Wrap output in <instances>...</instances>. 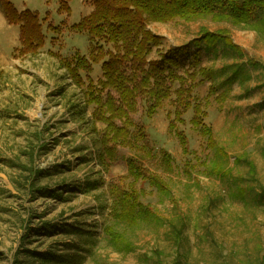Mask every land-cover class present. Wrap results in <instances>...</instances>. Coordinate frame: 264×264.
Wrapping results in <instances>:
<instances>
[{
	"label": "rangeland",
	"instance_id": "1",
	"mask_svg": "<svg viewBox=\"0 0 264 264\" xmlns=\"http://www.w3.org/2000/svg\"><path fill=\"white\" fill-rule=\"evenodd\" d=\"M9 1L19 11L46 18V44L34 56L14 57L18 28L6 23L0 8V264L15 259L41 264L32 252L61 257L46 264H264V196L259 197L264 195V29L211 17L147 25L163 39L149 58L187 50L179 55L181 67L175 72L180 75L192 69V42L206 31L226 32L235 48L200 53V67L214 76L194 91L207 99L206 122L224 156L215 157L216 150L205 147L189 124L191 112L177 127L192 152L182 154L168 131L170 101L149 119L141 103L133 116L144 126L141 144L151 152L141 159L143 168L166 182L161 192L127 177L125 160L137 157L134 149L119 148L115 161L100 164L96 155L104 125L92 120L84 88L73 84L59 63V57L88 55L86 36L69 27L91 12L90 2L72 0L67 14L58 10V0ZM49 22L61 28L59 35L46 29ZM225 69L240 70L233 84L227 81L232 72L219 74ZM101 76L94 66L92 81ZM211 86L216 91L210 95ZM176 87L173 83L171 90ZM161 152L172 160L169 172L159 164ZM188 158L194 167L184 173ZM215 170L229 171L230 190ZM236 187L250 193L241 199ZM41 189L60 195H43ZM121 190L139 194L153 218L141 217L134 226L117 221L111 214ZM179 220L184 227L176 246L170 223ZM51 228L55 231L47 233Z\"/></svg>",
	"mask_w": 264,
	"mask_h": 264
},
{
	"label": "trees",
	"instance_id": "2",
	"mask_svg": "<svg viewBox=\"0 0 264 264\" xmlns=\"http://www.w3.org/2000/svg\"><path fill=\"white\" fill-rule=\"evenodd\" d=\"M72 0H58L59 11L69 13V3ZM91 12L71 25L69 30L83 34L88 41V55L74 54L69 58L59 57L60 65L65 69L71 82L84 88V102L93 107L91 117L94 122L104 125L98 139L97 158L101 165L115 161L119 148H131L137 152L136 158L125 160L127 177L134 182H148L157 191L165 192L166 182L159 176L145 170L141 159L149 158L150 150L141 141L145 139V128L134 121L133 116L139 112V106L144 105V116L152 118L165 101H170L172 111L168 113V131L178 139L184 156L192 155L188 149L187 139L177 130L183 117L191 112L189 124L196 130L207 149L216 150L215 157L224 153L217 148L212 128L206 122L207 99L198 98L194 91L206 81L213 82L214 72L200 67V53H217L218 48L224 52L234 50L226 32L217 34L204 32L192 43L195 51L191 54V70L177 74L175 70L181 67L180 54L187 55V50L181 48L174 52L161 53L157 59L149 58L152 49L157 48L162 38L147 29L149 23L165 24L175 19L192 21L199 17H211L221 22L228 21L233 25H250L264 29V0H87ZM0 8L8 25L18 28L19 47L12 50L14 57L34 56L46 44L43 30L45 19H41L36 11L25 9L19 11L9 0H0ZM46 29L54 35L61 33L60 27L51 22ZM257 30V29H256ZM53 41V40H52ZM58 55V54H57ZM99 66L102 76L96 83L90 75L94 66ZM229 81H237L239 69L221 70L219 74L230 73ZM200 78L199 81L197 79ZM176 83L175 90L171 85ZM216 91L211 86L210 95ZM222 96V95H221ZM216 99L222 101L224 97ZM221 97V98H220ZM183 172L187 173L194 165L190 159L185 160ZM197 163V162H196ZM159 164L169 172L172 170V160L166 152L159 155ZM200 164H202L200 162ZM250 176L254 177L250 165ZM40 171H37V174ZM36 174V175H37ZM214 174L221 180L222 187L227 190L232 187L229 171L215 170ZM223 181V182H222ZM43 195L59 197L51 190H42ZM237 197L245 199L250 193L244 188L236 187ZM264 195L260 193L259 197ZM117 221L134 226L141 217H152L149 210L142 206L139 194L133 190H121L117 193L115 207L111 214ZM64 226L62 229H66ZM172 242L179 246L183 220L170 223ZM55 229L51 228L53 233ZM41 264L61 261V257L48 252L33 254ZM14 264H21L15 259Z\"/></svg>",
	"mask_w": 264,
	"mask_h": 264
}]
</instances>
